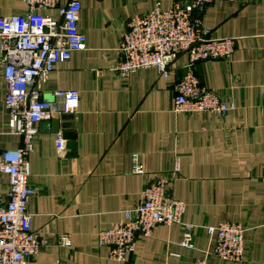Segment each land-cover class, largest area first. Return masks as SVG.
<instances>
[{
    "label": "crops",
    "instance_id": "obj_1",
    "mask_svg": "<svg viewBox=\"0 0 264 264\" xmlns=\"http://www.w3.org/2000/svg\"><path fill=\"white\" fill-rule=\"evenodd\" d=\"M66 0H62L63 6ZM172 0H81L79 32L85 49L59 63L39 84L41 98L76 90L79 105L69 120L62 115L38 124L27 157L31 228L47 245L27 264H231L218 260L205 227L221 222L244 229V260L264 264V0L214 1L202 13L211 39L232 38L228 61H203L194 67L200 85L234 104L226 116L174 113L173 86L184 75L180 56L168 77L145 69L121 78L112 71L128 21ZM22 0H0V17L25 12ZM58 17L57 9L45 10ZM1 43V41H0ZM1 60V50H0ZM52 121L59 133L75 135L74 154L55 151ZM9 133L5 82L0 63V150L20 147ZM137 154L145 174L133 175ZM172 178L168 195L184 203L183 224L194 226L193 249L180 246L183 225H157L149 237L137 236L126 262L112 261L97 235L123 219L150 181ZM7 191L6 177L0 180ZM67 234L71 247L56 245Z\"/></svg>",
    "mask_w": 264,
    "mask_h": 264
},
{
    "label": "built area",
    "instance_id": "obj_2",
    "mask_svg": "<svg viewBox=\"0 0 264 264\" xmlns=\"http://www.w3.org/2000/svg\"><path fill=\"white\" fill-rule=\"evenodd\" d=\"M25 12L0 17L2 76L5 82V110L8 129L21 138L15 149L0 150V180L6 177L7 191L0 184V264H27L39 254L47 241L39 239L31 228L29 200L36 190L29 183L28 155L39 132L38 124L62 115H74L79 105L76 90L53 93L57 102L41 98L39 84L59 63L71 59L74 52L85 49L86 39L79 32L81 0H22ZM214 1L172 0L169 8L159 2L147 13L133 16L120 37L117 63L112 69L127 78L140 70L154 69L166 78L177 59L185 55L184 75L173 86L174 113H214L226 116L235 109L227 101L200 85L194 73L197 63L228 61L235 50L232 38L211 39L201 15ZM57 9L55 18L44 13ZM55 151L63 157L65 140L55 136ZM131 172L143 176L145 170L137 154L132 155ZM172 178L160 175L143 188L139 202L123 212V219L97 235V245L109 249L112 261L126 262L136 247L137 236L149 237L157 225H183L180 246L193 249L194 226L183 224L185 205L168 195ZM214 240L212 254L224 263L240 264L244 260V229L240 224L221 222L205 227ZM56 245L69 248V235L57 236ZM195 264H207L205 259Z\"/></svg>",
    "mask_w": 264,
    "mask_h": 264
},
{
    "label": "water",
    "instance_id": "obj_3",
    "mask_svg": "<svg viewBox=\"0 0 264 264\" xmlns=\"http://www.w3.org/2000/svg\"><path fill=\"white\" fill-rule=\"evenodd\" d=\"M69 119H70L69 115L62 117V120H69ZM58 130H59V121H52V131L54 133H57ZM62 137H63V139L67 140V144H66L67 149H69L72 152V154H74V146H75V143H74L75 135H74V133L71 131H64L62 133Z\"/></svg>",
    "mask_w": 264,
    "mask_h": 264
}]
</instances>
